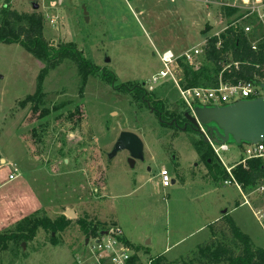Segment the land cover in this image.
Listing matches in <instances>:
<instances>
[{
  "label": "rangeland",
  "instance_id": "obj_1",
  "mask_svg": "<svg viewBox=\"0 0 264 264\" xmlns=\"http://www.w3.org/2000/svg\"><path fill=\"white\" fill-rule=\"evenodd\" d=\"M243 1L254 0H11L18 13H31L30 4H38L43 39L53 49L72 44L96 72L86 75L64 60L47 72L36 102L22 106L43 65L20 46L0 43V233L36 212L69 221L55 244L38 230L19 247L0 250V264H84L85 238L76 220L105 230L117 225L142 264L160 256L172 261L204 242L207 224L224 211L255 247L264 248L263 228L240 193L208 177L193 146L202 137L166 125L183 109L175 84L161 79L151 85L162 69L158 54L178 57L201 47L225 27L220 7ZM131 86L159 100L168 121L160 123L153 109L120 88ZM43 110L48 115L38 118ZM122 131L143 144L144 160L132 169L126 152L106 158ZM227 145L222 155L236 162L250 144ZM162 166L167 188L158 180ZM9 174L16 175L11 182ZM244 195L264 209V195Z\"/></svg>",
  "mask_w": 264,
  "mask_h": 264
},
{
  "label": "trees",
  "instance_id": "obj_2",
  "mask_svg": "<svg viewBox=\"0 0 264 264\" xmlns=\"http://www.w3.org/2000/svg\"><path fill=\"white\" fill-rule=\"evenodd\" d=\"M219 11L227 24L242 17L241 14L236 15L238 10L235 7L223 5ZM242 23L255 26L253 35L250 34L248 37L242 29L229 27L218 37L206 38L203 63L198 70H193L183 59H179L175 71L179 84L184 88L214 87L222 70L219 63L228 59L231 62H238L239 67L236 71L231 68L229 72H223L221 78L224 82L251 81L253 77L259 75L254 66L264 62V46H261V50L257 53L251 50L248 38L256 35L255 20L248 18ZM42 24V15L36 11L18 13L8 7L2 8L0 11V43L20 46L43 65L37 76L34 93L25 97L20 104L22 106L36 102L40 96L42 82L47 72L64 60L74 62L78 69L86 75H94L96 72V68L83 58L82 54L72 44L58 46L55 49L51 48L43 39ZM218 42H220V46L217 48ZM109 82L111 83L112 80ZM120 88L131 94L137 102L159 113L160 123H163V120L168 121L163 111V104L159 100H155L152 94L144 88L135 86ZM33 110L37 111L36 107ZM183 110L185 109L183 108ZM47 115L48 111L43 110L39 112L38 118ZM69 115L70 117L73 116ZM173 128L176 129L174 126ZM187 132L191 131L187 130ZM193 146L199 157L205 162L208 177L212 181L226 180L227 174L218 163L214 162L215 159L208 144L201 140L195 142ZM232 175L242 193H248L260 185H264V161L250 159L246 161L244 166H235L232 169ZM68 222L66 220L53 221L45 215H38L36 212L24 217L12 228L0 233V250H7L10 244L19 247L20 243L32 240L38 230L46 232L49 242L55 244L56 233L63 231ZM76 224L84 234L85 240L97 236L99 232L104 230L100 223L76 220ZM208 231L209 237L185 255L172 261L163 256L156 257L150 260L151 264H264V248L255 247L250 238L239 229L227 213L223 214L218 221L209 224ZM121 242L127 246L123 237ZM136 260L137 258L133 257V261Z\"/></svg>",
  "mask_w": 264,
  "mask_h": 264
},
{
  "label": "built area",
  "instance_id": "obj_3",
  "mask_svg": "<svg viewBox=\"0 0 264 264\" xmlns=\"http://www.w3.org/2000/svg\"><path fill=\"white\" fill-rule=\"evenodd\" d=\"M58 4L61 5L63 0H57ZM11 0H0V11L2 8H10ZM235 7L237 10L242 11V17L237 21L227 24L219 13L220 20L225 23L224 29L216 34L219 36L224 30L229 27H234L242 29L244 34L248 37L250 34L253 35L255 26L249 24H243L242 21L248 18H253L256 24V35L249 39L250 48L253 52L257 53L261 50V46H264V0H254L252 3L248 1H243L240 6H230ZM53 22V20H51ZM220 46V42L217 43L216 47ZM204 48L205 41L201 47L194 48L183 53L181 56L175 57L171 52L166 51L158 54L159 62L162 69L159 70L158 74L152 77L151 85L154 87L158 82L163 79H169L173 84H175L179 99L183 105V108L192 113L193 109L202 104L204 107H220L229 104H234L242 100H256L263 97L264 92L261 85L264 84V62L257 63L254 68L259 72V75L253 77L251 81L239 80L235 83L230 81L224 82L222 80V73L229 72L231 68L235 71L238 70L239 63L231 62L230 59L223 60L219 63L222 70L218 76V81L214 87H198V88H184L177 82L176 79V66L179 59H183L188 66L193 70H198L203 63L204 58ZM230 57V56H229ZM151 86V87H152ZM148 89L151 90L152 88ZM208 139V136H206ZM210 147L214 159L218 162L223 170L227 174V179L222 182L224 186H233L241 194L242 205L247 206L256 221L259 222L260 226L264 231V209L255 208L250 202L249 196L244 195L236 183L233 175L232 169L235 166H244L246 161L250 159H261L264 161V141L257 144L249 145L243 151L244 157L236 161L232 166L228 167L225 164L223 153L229 151L227 144H218L208 139L207 142ZM16 171L14 170L13 173ZM16 175L9 174L7 177V182L14 180ZM159 184L166 188L169 186V175L167 169L162 166L158 172ZM253 193L258 195H264V185H260L253 190ZM122 233L121 229L115 225L108 229H104L97 234L95 237L85 240L83 250L88 255L85 258L84 264H142L137 258L133 261V253L121 242ZM87 241V243H86ZM146 264H151L149 260Z\"/></svg>",
  "mask_w": 264,
  "mask_h": 264
},
{
  "label": "water",
  "instance_id": "obj_4",
  "mask_svg": "<svg viewBox=\"0 0 264 264\" xmlns=\"http://www.w3.org/2000/svg\"><path fill=\"white\" fill-rule=\"evenodd\" d=\"M30 6L32 11H37L38 4L33 2ZM209 19V24L213 25L214 20L211 17ZM261 88L264 92V84ZM185 118L191 131L199 134L206 144L208 139L213 142L218 139L219 144H227L229 140L236 143L247 142L251 145L264 141V95L256 100H242L220 107H195L192 113L185 114ZM172 125V123L168 124L169 127ZM174 127L177 128L176 125ZM178 130L184 132L186 128ZM119 152L128 154L127 163L131 169L136 162L144 160L143 144L140 138L131 132L119 133L106 158L111 160ZM66 215L70 218L74 217L72 212H66Z\"/></svg>",
  "mask_w": 264,
  "mask_h": 264
},
{
  "label": "flooded vegetation",
  "instance_id": "obj_5",
  "mask_svg": "<svg viewBox=\"0 0 264 264\" xmlns=\"http://www.w3.org/2000/svg\"><path fill=\"white\" fill-rule=\"evenodd\" d=\"M154 113L157 115L158 118L160 117V114L159 113H157L155 111H154ZM186 113H190V112L182 109L181 110V114H179V116H175V117L171 118V120L168 123H166V125H168L169 123H172L173 125L171 127H173L174 125H176L178 129H182V128L185 127L186 128L185 131H187V130H190L191 131V127H190L187 119L185 118V114Z\"/></svg>",
  "mask_w": 264,
  "mask_h": 264
},
{
  "label": "crops",
  "instance_id": "obj_6",
  "mask_svg": "<svg viewBox=\"0 0 264 264\" xmlns=\"http://www.w3.org/2000/svg\"><path fill=\"white\" fill-rule=\"evenodd\" d=\"M214 24H215V21H214ZM213 24V25H214ZM38 63V62H37ZM227 161V162H231L229 165L227 164V163H225L228 167H230V166H232L235 162H233V161H230V158H224V161ZM172 183H173V181H172ZM161 186V185H160ZM162 187V186H161ZM163 188V187H162ZM167 188V187H166ZM237 190V189H236ZM238 191V190H237ZM239 192V191H238ZM240 193V192H239ZM241 195V194H240ZM242 198V197H241ZM251 211V210H250ZM225 213H227L229 216H230V212L228 213L227 211H225ZM225 213H223V214H225ZM252 213V212H251ZM221 217V216H220ZM220 217H217V218H215L212 222H209L208 224H207V228H208V226H209V224H212L213 222H216V221H218L219 219H220ZM231 218H232V216H230ZM254 217V216H253ZM233 219V218H232ZM233 221H234V219H233ZM235 222V221H234Z\"/></svg>",
  "mask_w": 264,
  "mask_h": 264
}]
</instances>
